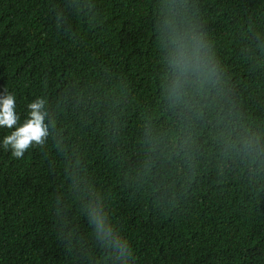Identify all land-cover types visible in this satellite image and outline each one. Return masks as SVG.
<instances>
[{
  "label": "trees",
  "instance_id": "1",
  "mask_svg": "<svg viewBox=\"0 0 264 264\" xmlns=\"http://www.w3.org/2000/svg\"><path fill=\"white\" fill-rule=\"evenodd\" d=\"M173 15L217 68L178 106ZM5 89L21 121L46 99L50 135L15 158L0 128V264H264V0H0Z\"/></svg>",
  "mask_w": 264,
  "mask_h": 264
},
{
  "label": "clouds",
  "instance_id": "2",
  "mask_svg": "<svg viewBox=\"0 0 264 264\" xmlns=\"http://www.w3.org/2000/svg\"><path fill=\"white\" fill-rule=\"evenodd\" d=\"M164 24L159 39L165 51L163 60L167 69L165 94L173 106L184 105L192 93H199L209 82L214 83L216 63L198 25L190 20L181 25L174 15L166 16ZM26 107L27 113L21 121L15 95L7 89L0 94V128L14 129L3 137L2 147L11 150L15 158H22L33 145L45 146L50 135L46 99L37 97ZM89 216L90 223L96 225L95 231L106 238L120 257L134 256L127 240L113 236V226L110 222L105 223V215L93 209Z\"/></svg>",
  "mask_w": 264,
  "mask_h": 264
}]
</instances>
